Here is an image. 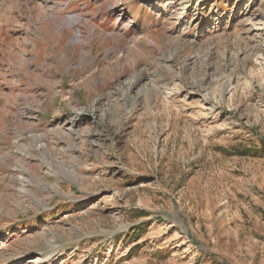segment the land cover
<instances>
[{"label": "rangeland", "instance_id": "obj_1", "mask_svg": "<svg viewBox=\"0 0 264 264\" xmlns=\"http://www.w3.org/2000/svg\"><path fill=\"white\" fill-rule=\"evenodd\" d=\"M0 264H264V0H0Z\"/></svg>", "mask_w": 264, "mask_h": 264}, {"label": "bare ground", "instance_id": "obj_2", "mask_svg": "<svg viewBox=\"0 0 264 264\" xmlns=\"http://www.w3.org/2000/svg\"><path fill=\"white\" fill-rule=\"evenodd\" d=\"M77 22V20H75L74 21V23H76ZM75 25V24H74ZM76 40H80V38H81V34L78 32V34L76 35Z\"/></svg>", "mask_w": 264, "mask_h": 264}, {"label": "trees", "instance_id": "obj_3", "mask_svg": "<svg viewBox=\"0 0 264 264\" xmlns=\"http://www.w3.org/2000/svg\"><path fill=\"white\" fill-rule=\"evenodd\" d=\"M137 236H138V235H137ZM137 236H136V237H137Z\"/></svg>", "mask_w": 264, "mask_h": 264}]
</instances>
